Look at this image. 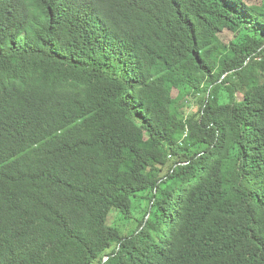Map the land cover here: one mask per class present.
I'll use <instances>...</instances> for the list:
<instances>
[{"label":"trees","instance_id":"1","mask_svg":"<svg viewBox=\"0 0 264 264\" xmlns=\"http://www.w3.org/2000/svg\"><path fill=\"white\" fill-rule=\"evenodd\" d=\"M0 264H264V0H0Z\"/></svg>","mask_w":264,"mask_h":264},{"label":"rangeland","instance_id":"2","mask_svg":"<svg viewBox=\"0 0 264 264\" xmlns=\"http://www.w3.org/2000/svg\"><path fill=\"white\" fill-rule=\"evenodd\" d=\"M222 38H224L225 41H228V40H230V39L232 38V33L224 32V33L222 34ZM189 102H190L189 105L192 106L193 109L197 107V105L194 103V101H193L191 98H189ZM113 224L116 225V226H118L119 228H122L121 223L118 222V221H116V222L113 223ZM122 229H123V228H122Z\"/></svg>","mask_w":264,"mask_h":264}]
</instances>
